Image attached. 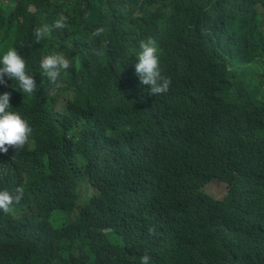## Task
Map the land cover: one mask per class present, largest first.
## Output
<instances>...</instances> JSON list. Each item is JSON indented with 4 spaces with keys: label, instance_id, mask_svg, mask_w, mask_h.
Masks as SVG:
<instances>
[{
    "label": "trees",
    "instance_id": "trees-1",
    "mask_svg": "<svg viewBox=\"0 0 264 264\" xmlns=\"http://www.w3.org/2000/svg\"><path fill=\"white\" fill-rule=\"evenodd\" d=\"M148 38L170 80L157 96L134 72ZM8 47L69 67L52 95L0 84L32 129L0 152V190H21L0 264H264V0H0ZM81 184L96 192L76 210Z\"/></svg>",
    "mask_w": 264,
    "mask_h": 264
},
{
    "label": "clouds",
    "instance_id": "clouds-1",
    "mask_svg": "<svg viewBox=\"0 0 264 264\" xmlns=\"http://www.w3.org/2000/svg\"><path fill=\"white\" fill-rule=\"evenodd\" d=\"M2 1L6 3V0ZM64 19L61 16V19L54 20L51 27H63ZM49 31L50 27L48 25L34 27L32 30L34 40L39 43L46 38ZM102 32V28H97L91 35L98 36ZM157 52L155 41L148 38L139 42L138 50L133 54L135 56L134 72L137 74L139 82L149 86V94H154L155 96L166 93L170 84L169 78L162 75ZM36 67L38 68L37 72L31 70L27 59L16 48L8 47L6 50L0 51V84H4L5 77H7L12 81V87L13 82H15V87L13 88L29 96L37 91L38 81H41L50 87V95H52L53 89L57 87V85H54L57 82V78L69 67V59L60 52H53L41 56ZM62 107L63 104L61 103L57 106V109L60 110ZM13 109L10 106V93L8 91H0V152L7 151L6 145L14 146L16 150L22 148L27 143L32 132L31 125ZM214 180L220 181L227 186L226 198L229 187L225 182L218 179L210 180L202 186L201 190L207 194L203 187ZM89 188L93 190V193L87 196V199L96 192L93 187L90 186ZM20 194V189H17L15 197L7 190H0V210L11 212L15 202L20 199ZM207 195L210 196L209 194ZM225 198L223 200L214 199L222 202ZM87 199L83 202L78 199L76 210L83 206ZM139 264H150V256L147 253L142 254L139 257Z\"/></svg>",
    "mask_w": 264,
    "mask_h": 264
},
{
    "label": "rangeland",
    "instance_id": "rangeland-1",
    "mask_svg": "<svg viewBox=\"0 0 264 264\" xmlns=\"http://www.w3.org/2000/svg\"><path fill=\"white\" fill-rule=\"evenodd\" d=\"M156 151L157 150H155L154 152ZM148 162L149 161L146 159L144 164H147ZM203 190L217 200H223L227 194V186L224 183L217 180H214L208 183L207 185H205L203 187ZM79 193L81 195L80 202H83L86 196H90L93 193V190L86 187V185L81 184L79 188ZM7 213H8L7 211L0 210V218L7 215Z\"/></svg>",
    "mask_w": 264,
    "mask_h": 264
},
{
    "label": "crops",
    "instance_id": "crops-1",
    "mask_svg": "<svg viewBox=\"0 0 264 264\" xmlns=\"http://www.w3.org/2000/svg\"><path fill=\"white\" fill-rule=\"evenodd\" d=\"M180 13H181L182 16H187L188 7L187 6L183 7ZM33 69H34L35 72L38 71V68H36V67H34Z\"/></svg>",
    "mask_w": 264,
    "mask_h": 264
}]
</instances>
